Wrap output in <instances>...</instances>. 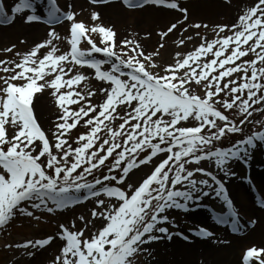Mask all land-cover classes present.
<instances>
[{"label":"snow or ice","instance_id":"obj_1","mask_svg":"<svg viewBox=\"0 0 264 264\" xmlns=\"http://www.w3.org/2000/svg\"><path fill=\"white\" fill-rule=\"evenodd\" d=\"M121 3L130 10L153 5L180 12L182 20L158 33L162 39L189 18L179 0ZM72 7L61 8L58 0H0V26L19 18L24 24L50 27L44 41L27 52L14 53L19 61L0 60V71L12 73L0 76V230L18 216L40 220L36 211L54 214L91 200L90 218L78 217L80 229L71 230L76 228L75 220L71 228L58 226L65 243L52 264H136L139 254H151L144 245L171 242L174 237L191 243L189 235L173 230L178 226L169 212L196 211L205 198L214 197L227 212L206 211L217 225L238 233L242 217L226 183L237 175L233 164L251 168L254 151L264 149V132L227 148L218 147L217 142L242 133L253 111L264 112V0L244 10L235 24L212 28L215 39L201 37L193 51L178 52L175 62L162 69L156 61L159 50L146 53L135 39L118 41L114 26L104 25L99 12L91 13L93 23L88 25L77 19L79 13ZM63 22L69 23L67 38L54 27ZM201 27L210 26L191 24L181 35ZM94 37H99V43ZM194 38L187 36L176 43L183 46ZM65 39L68 50L59 47ZM15 48L0 51L13 53ZM250 54L254 59H244ZM85 68L94 70L95 79L106 86L93 89L85 84L81 89L93 78L82 71ZM45 90H51L63 113L53 131L55 142L38 123L33 107L37 94ZM97 95L103 100L93 104L92 97ZM227 113H238L239 124ZM77 126L87 131L73 141L70 133ZM202 162L219 171L206 169ZM142 166H150V174L139 185L129 182L130 173ZM257 167L264 170V165ZM198 173L204 178H194ZM245 179L256 193L251 176ZM257 206L264 209L258 194ZM98 220L103 222L99 229L95 227ZM256 223L249 221L251 226ZM90 229L91 235H86ZM189 231L213 243H230L217 239L208 227ZM54 239L48 236L5 247L37 249ZM253 261L264 264V248L246 250L242 264Z\"/></svg>","mask_w":264,"mask_h":264},{"label":"rangeland","instance_id":"obj_2","mask_svg":"<svg viewBox=\"0 0 264 264\" xmlns=\"http://www.w3.org/2000/svg\"><path fill=\"white\" fill-rule=\"evenodd\" d=\"M9 3H12L13 0H8ZM59 5L61 8H65L66 5L71 4L72 11L79 13L77 16L78 20H85L88 21V23L92 24L93 21L91 20V13L93 11H96L98 6L100 7H107V6H113L116 7V9H119V11L122 12L126 17L132 16V14H128V12H134V10L127 9L122 3L121 0H112V2L105 4V5H98L95 6L89 2V0H58ZM257 0H231V3H227L226 0H199V1H190V0H179L180 6L183 8H187L189 11V18L188 20L183 23L179 24L178 27L173 30L172 33H170L167 37L163 38L158 35V33L167 31V29L173 24L177 23L178 21L183 19V16L180 12L175 10H169L163 6H153V5H146L142 9H135L137 12H141L139 14H136L134 17L140 16H146L144 18L143 25L139 28V37H135L136 33L134 32L133 28L129 27L127 23H124L122 25L114 23L110 24L102 19V23L106 26H114L116 32L118 33L119 40L123 41L125 38L128 39H135L136 41H139L141 46L143 47L144 51L146 53L155 52L156 50H159V55L156 57V61L158 64L161 65V69L163 66L167 64H172L175 62L174 58L176 54L182 53L187 54L190 51L194 50V46H199L201 43V37H207L208 40H213L216 38L215 33L212 31V28H214L217 25H232L235 24L238 21V18L240 15L243 14L244 10L248 9L249 7L253 6ZM198 6H209L214 8L213 12H200L197 10ZM146 9V11H143ZM143 11V12H142ZM165 11L167 13H170L173 15L172 18H174L173 21L163 23L160 20H157L153 18L152 16L155 15L157 12ZM127 13V14H126ZM152 15V16H151ZM200 23V24H208L210 27L205 29L204 27H201L200 29L195 28H189L188 32H184L183 36L181 35L182 30L191 24ZM41 26V28H35L33 30V26ZM11 28V29H9ZM69 32V23L64 27V30ZM10 35L15 36L14 40H10L9 37L6 36L5 31ZM23 31L25 33H23ZM50 31V28L46 27L42 23H33V24H24L21 22L19 18L16 19L15 23L9 25V26H0V36L5 35L4 38H1L2 44H0V49H5L7 47H10L12 45H16V48L13 53H6L0 51V60H17L19 61L20 57L15 56V52H27L32 47H34L37 43H40L44 41L47 38V34ZM63 30L60 28L56 30L61 36L67 38V33L63 32ZM199 33V36L196 34ZM142 34V36H140ZM187 36H193L195 37L193 40L188 41L183 46H178L176 41L182 38H185ZM26 41V43H21V41ZM9 41V42H8ZM8 42V43H7ZM99 43V40L97 41ZM163 43L164 47L160 48L159 45ZM59 47L62 50H68L70 45L67 43V40H61L59 42ZM90 47V46H89ZM97 59H101L102 56L100 54H95ZM244 59L251 60L254 59V56L250 54L248 57H245ZM12 67H15V65H11ZM4 67H9V65H4ZM109 66L105 65V69L107 70ZM161 69H155L154 71H160ZM82 71L86 72L88 75L92 76L93 78L90 81H85L84 84L80 85V88L83 89L85 84H88L93 87V89H99L104 86H106L103 82L97 81L94 77V70L91 69H83ZM12 73H4L0 71V76L4 75H11ZM237 76H241L242 73H237ZM3 81H0V84H2ZM17 83H19L17 81ZM63 91V90H62ZM201 95H203V92H200ZM49 97L50 105L47 112L43 111V114H40L37 110V104L41 101V98ZM103 97L101 95H97L95 97H92V103H100L102 102ZM46 102V101H44ZM35 107V114L37 117L38 122L43 125L42 129L45 131V133L48 135L50 141L55 142L53 138V131L56 129V124L59 122H62L59 120V117L63 114L62 110L58 107L57 101L54 96L51 95V90H45L43 95L41 94V97L38 98L34 102ZM79 105H72L71 108H78ZM223 110V109H222ZM230 115H233V113H228ZM237 113H235L236 120H239L237 118ZM41 115L45 118L48 117L51 119V125H47L46 123L41 120ZM264 121V116L263 119ZM117 124L120 123V121L116 122ZM239 124V122H238ZM253 129L255 130L254 133L264 132V125L261 123H257L253 125ZM87 131L86 128L77 126L74 130L70 133V139L75 140L79 135L85 133ZM11 132V129H10ZM231 135V134H229ZM219 142H217V145ZM75 146V145H74ZM202 166L209 170L219 171L214 169V165L208 163V162H202ZM190 167H196L195 165ZM235 172L238 171V163H235L232 165ZM150 166H142L140 169H134L132 173H130L129 176V182L139 185L147 177L148 174L151 172ZM106 174V170L104 172H100L101 178L103 175ZM220 176H223V173H220ZM197 179L204 178L200 176L199 174L196 175ZM93 179V178H92ZM92 179H89L90 181ZM179 187V186H178ZM248 188V187H247ZM257 189V188H256ZM90 200L82 201L81 203L70 206L68 209L57 211L54 214H41L39 211L35 212V215L41 216L40 220H36L33 218H28L24 216H20V220L14 223V229L10 228L11 224L6 227V229L0 230V253L2 256L8 257L7 260H2L1 264H52V261L55 259L57 255L60 253V248L62 246H59L55 239L47 246L43 248H37V249H24V248H6L5 245L8 240L11 241L12 245L24 243L27 240H37V239H44L48 236H54L56 238H59V225L64 224L65 226H68L71 228V222L73 220L76 221V228L71 229L72 231H76L82 227L81 221L78 219L79 216L83 215L86 219L90 218L91 215V208L93 207V202H89ZM255 207V204H253ZM101 222V223H100ZM102 221H96L95 227L97 229L102 227ZM176 223V221H175ZM48 227V225L53 226L52 231L50 230L46 232L44 230V225ZM43 228V229H41ZM50 229V228H49ZM14 230H16L14 232ZM227 231V229H226ZM226 231H222V233L226 234ZM24 232H28L29 234H25ZM186 235H189L190 237L193 236L192 233L190 234L189 231L182 230ZM24 233V234H22ZM86 235H91V229L86 233ZM13 236V237H12ZM60 241H62L59 238ZM65 243V241H63ZM58 246L57 250H54L55 246ZM147 245H144V248L146 249ZM54 250V251H53ZM30 251H34L35 254L32 256H29L27 253ZM46 252V256L48 254H51V257H45L43 259H40L41 254ZM148 257L147 252H142L136 257V264H147L146 259Z\"/></svg>","mask_w":264,"mask_h":264},{"label":"bare ground","instance_id":"obj_3","mask_svg":"<svg viewBox=\"0 0 264 264\" xmlns=\"http://www.w3.org/2000/svg\"><path fill=\"white\" fill-rule=\"evenodd\" d=\"M96 12H99L103 21L110 24H124L127 23L130 25L129 27L133 28L136 33L135 37H139V28L143 25L144 18L143 16L134 17L136 14L141 12H128V14H132V16H125L122 14L119 9L113 6L107 7H97ZM197 10L200 12H213L214 8L209 6H198ZM143 11H146L144 9ZM142 11V12H143ZM127 14V13H126ZM134 15V16H133ZM152 16V15H151ZM153 18L160 20L163 23L173 21V15L167 13L165 11L155 13ZM88 24V23H86ZM90 25V24H88ZM41 28V26H33V30L35 28ZM11 29V28H9ZM60 29V28H59ZM63 32L64 26L61 28ZM58 30V29H57ZM8 30L5 31L7 37L10 40H14L13 35H10ZM23 33H25L23 31ZM142 36V34L140 35ZM5 35L0 36V44L1 38H4ZM9 42V41H8ZM7 42V43H8ZM46 101V102H44ZM49 97L41 98V101L37 104V110L40 114H43V111L47 112L50 108ZM51 119L43 115H41V120L47 125H51ZM264 149H258L254 151V159L252 160V166L250 169H245V167L241 164H238L237 175L227 180V187L231 198L233 199L235 205L238 207L239 211L244 214L241 219L242 228L237 235H223L221 233V229L219 233L221 237L217 238L219 240H227L230 241L228 244H220L213 243L211 240L207 239H196L193 236L191 238V243L185 242L178 237H174L171 242L168 240H160L148 244L146 249L151 250V254H148L146 259L147 264H200V261H203V264H242V258L245 254L244 250H247L253 246L257 248H264V210L260 207L255 208L253 206L255 200L257 199V194L254 193L251 189L249 190V183L246 181L245 177L251 176L253 184L261 189V194L258 195L260 198H264V170H261L257 167V165H264ZM89 202H92L91 200ZM220 202L219 199L216 198H205L201 203V206L196 211H191L185 213L183 211L172 210L169 212V215L172 219L176 221V225L178 227L174 228V231H189L190 229L196 230L198 227H208L209 230H212V227L216 228L213 219L210 217L209 213L206 211V208L213 207L214 205H218ZM175 211V213H173ZM173 213V214H172ZM256 220L257 223L254 225L253 229L249 224V221ZM20 220V216H18L13 222L10 228L14 229V223ZM101 223V222H100ZM44 225V224H43ZM44 230L50 232L53 229V226L48 225L46 227L44 225ZM41 228V229H43ZM50 228V229H49ZM16 230H14L15 232ZM25 234H29L28 232H24ZM22 233V234H24ZM13 237V236H12ZM228 237L232 238L230 240ZM55 241L59 246L64 244L63 241H60L59 238H56ZM21 244V243H19ZM58 246L54 247V250H57ZM53 250V251H54ZM61 250V248L59 249ZM60 253V252H59ZM45 257H51V254L46 256V252L41 254L40 259ZM2 260H9L5 255L2 256L0 253V262ZM1 264V263H0ZM256 264V262H254Z\"/></svg>","mask_w":264,"mask_h":264}]
</instances>
